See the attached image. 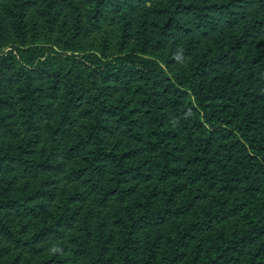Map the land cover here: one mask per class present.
Segmentation results:
<instances>
[{
    "label": "trees",
    "instance_id": "obj_1",
    "mask_svg": "<svg viewBox=\"0 0 264 264\" xmlns=\"http://www.w3.org/2000/svg\"><path fill=\"white\" fill-rule=\"evenodd\" d=\"M0 264H264V0H0Z\"/></svg>",
    "mask_w": 264,
    "mask_h": 264
}]
</instances>
